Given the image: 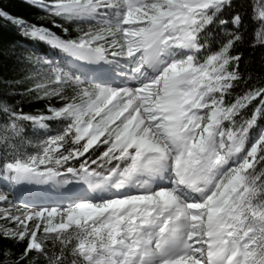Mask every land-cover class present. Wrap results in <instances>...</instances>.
Listing matches in <instances>:
<instances>
[{
	"label": "snow or ice",
	"instance_id": "6c2138e0",
	"mask_svg": "<svg viewBox=\"0 0 264 264\" xmlns=\"http://www.w3.org/2000/svg\"><path fill=\"white\" fill-rule=\"evenodd\" d=\"M25 3L52 51L6 81L43 110L0 100V264H264V0Z\"/></svg>",
	"mask_w": 264,
	"mask_h": 264
},
{
	"label": "trees",
	"instance_id": "16d2710c",
	"mask_svg": "<svg viewBox=\"0 0 264 264\" xmlns=\"http://www.w3.org/2000/svg\"><path fill=\"white\" fill-rule=\"evenodd\" d=\"M0 8L13 16L22 17L33 23H43L37 18L38 10L25 3V0H0ZM58 35L62 33L57 30ZM75 34V33H74ZM249 35V39H251ZM48 45L23 36L18 29L4 19H0V100H7L9 103L22 107L25 113H36L44 109V101H37L27 95L21 96L27 82L20 85L13 84L9 87L6 81L24 80L27 74V65L24 57L29 54L46 55L51 54ZM259 48L252 49L245 47V61L241 65L242 69L251 70L255 75L261 73V54ZM29 151H32L29 148Z\"/></svg>",
	"mask_w": 264,
	"mask_h": 264
},
{
	"label": "rangeland",
	"instance_id": "374dc122",
	"mask_svg": "<svg viewBox=\"0 0 264 264\" xmlns=\"http://www.w3.org/2000/svg\"><path fill=\"white\" fill-rule=\"evenodd\" d=\"M55 196H53L52 198H54ZM52 201H50L49 203H51V202H54L55 201V199H51Z\"/></svg>",
	"mask_w": 264,
	"mask_h": 264
}]
</instances>
